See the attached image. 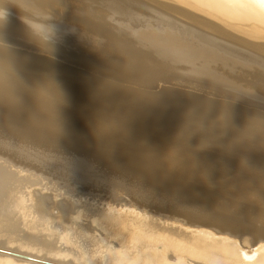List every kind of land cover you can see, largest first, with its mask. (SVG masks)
<instances>
[{"label": "bare ground", "instance_id": "6f19581e", "mask_svg": "<svg viewBox=\"0 0 264 264\" xmlns=\"http://www.w3.org/2000/svg\"><path fill=\"white\" fill-rule=\"evenodd\" d=\"M26 1L24 0L22 2V0H21L22 3L26 2ZM32 1L34 2V0H31V3L33 4ZM193 1L197 2L198 6L200 4L204 8L206 7L208 10H212V12L214 11L215 14L216 13L219 14L218 15L219 17L222 16V18H225V19L227 18V21L229 19L230 21L232 20L234 22H242V23L245 22V23H247L246 21H248L249 23H252V21L254 20L255 22L257 21L256 24L259 23V24H261L262 28L264 27V0H193ZM64 3H65V1H64ZM69 3L70 2L68 1V4ZM48 4H49L48 6L51 5L50 3H48ZM65 4H67V2ZM29 5H30V3H29ZM39 5H41V4L39 3ZM71 5H70V8H71ZM43 6H44V4H43ZM53 6L55 7V5H53ZM24 7H26V6H24ZM68 7H69V5H68ZM68 7H66V8H68ZM40 8H42V7H40ZM49 8L52 9L51 7H49ZM57 8L58 9L56 11H58L59 9L60 10L63 9L59 6ZM36 9H37V7H36ZM29 10H31V9H29ZM41 12H42V10H41ZM65 15H66V13H65ZM97 16H100V15H97ZM98 18H96V19H98ZM81 22H83V21H81ZM81 22H79V23H81ZM255 22H253V23H255ZM96 23H98V22H96ZM99 23H100V25L103 24L101 22H99ZM99 23L97 24L98 26H96V24L91 23L90 21L84 22L83 25L81 24L84 28L88 29L90 32L93 33L91 35H93L95 37V35H94V33H95L98 35V37H100L99 42L97 39L98 43L96 44V47H93V48H91L92 50H89V51H93V52H89L86 49V51H88L89 53H94L93 55L96 57L95 58L96 60L98 59L97 57H101L103 59V62H104L105 61L104 59H107V58L111 59L110 57L113 58L114 55L116 56L117 55L116 53L119 52V54L121 53L124 56L125 60H127V62H128L127 65H132V63H140V64L144 63L145 65L142 64V66H146V67L148 66L146 63L148 62V64H149V61H147L149 58L146 60L143 59V57H141L140 54H139L140 56L136 54L137 53L136 51H135L136 53L134 52L135 54L133 52L131 53V51H134L131 48L133 46L131 45V43H129L127 38L126 39L124 37H123L124 39L120 38V37L117 38L114 34H112V32H110L109 28H107L106 26H105L106 28L103 26L99 27L100 26ZM5 26H4L5 28H8V30L6 29L8 31V33H11L10 35H12V36L14 35L13 38H15L16 36H17V38H20V37L27 38L28 37L27 42L29 41V38L31 40V35H30V33H29V31L25 25H23V24H11V25L5 24ZM167 26H168V28H170L169 25H166V27ZM205 26H207V25H205ZM258 27L259 26H257V28ZM207 28H208V26H207ZM252 28L254 30H258L256 27H252ZM172 30H173L172 28L166 29V28L159 27V28H156L155 30L148 33L151 38L156 40L158 42V44H160L162 46L161 51L164 53H166V51H170L173 48V41H174L176 32L174 30L173 31ZM0 31H1L0 36L5 35L4 34L5 31H3V29ZM10 35L7 34V36H10ZM84 36H86V35H84ZM88 36H90V35H88ZM57 38H58V36H57ZM60 38L58 39L59 42L65 41V40H63V39H65L63 36H62L63 41L62 40L60 41ZM67 38H69V37L67 36ZM77 38H78V36H77ZM83 38H85V37H83ZM6 39L8 40L7 37H6ZM70 39H69V41H70ZM243 39L244 38H242V40ZM257 39H259V38L257 37ZM3 40H5V39H3ZM54 40L56 41V38H54ZM246 40H249V39H246V37H245V41ZM33 41H34V39H33ZM55 41H53V42H55ZM69 41H67V44L68 43L71 44V41H73V40H71L70 42ZM75 41L76 40L73 41V44ZM77 41H79V40H77ZM259 41L260 40L255 41V42L260 43ZM84 42L82 41L81 43H84ZM14 43H13V45H14ZM24 43H26V42H24ZM56 43L57 42L52 43V44L54 45ZM251 43L253 44L254 42L252 41ZM18 44H16V45H18ZM30 44H31V41H30ZM59 44H61V43H57V45H59ZM70 44H68V45L70 47H72ZM57 45H55V46H57ZM63 45H65V44H63ZM77 45H78V43L76 45H74L73 50H74V48H77L76 47ZM81 45H78L79 46L78 50L79 51L81 50V52H82L83 47H81V49H80ZM37 46L38 45H36V47ZM69 46H67V47H69ZM82 46H84V45H82ZM58 47L60 48V45ZM61 47H62V44H61ZM49 48L51 49V47H49ZM49 48H48V50H49ZM57 48H55L56 52H57ZM53 49L54 48H52L51 50L53 51ZM15 50H10V51L14 57V61H15V65H16V68L18 71V75H19L20 79L24 82L26 87L35 88L37 85L42 84L44 78L41 76V74L43 72L48 73L47 71L53 65H57L61 68L60 70L58 69L59 72L62 70L61 78L59 77L60 74L58 73L59 75H56L58 77L57 78L55 77V78L56 79L59 78V80H56L55 82L60 86L61 90L65 94L66 105L64 103L63 106H61V108H60V106L57 107V108L61 109L60 111H59V109H57L58 113H56V114H58V115H56V114L52 115L53 112H52V114L50 113L53 117L61 115V118L57 119V117H56L55 120L60 121V119H63L62 121L65 124V122L67 123L69 120L77 121L76 116L78 114H79V117L85 118L83 116V114H85L86 116L93 117V119H95L97 121L99 127L101 128V131L97 135L106 136V138L110 136V140H111V135L113 133L117 134V132L123 133V134H121L123 136L124 135L126 137L129 136V138L132 136L133 139H134V136L136 135L135 139L138 138L139 142H140L139 143L140 145H138L139 149H137V151H136V149L135 150L132 149L133 146H132V148H130L131 145L129 144V142H130L129 141L128 142V144L130 145L129 148L131 150H133L134 153L136 151V153L134 154V153H132L133 152L132 151L131 155H134L133 158L131 156V159H128L127 161L124 160L125 161L124 163H123V159H122V164L120 163L119 166H122L121 169L123 170V165H124V168L126 169V170L124 169L125 172L122 171L124 173H126V171L129 170V171H131V173L137 174L138 176L134 175V174L133 175L137 176V178H139V180H141L138 182H142V183L146 184L149 188H151L152 192L153 191L156 192V190L159 189L157 191H158V195L161 196L160 197L161 199L155 198V202L156 201L158 202L160 200H164V201H166V203L161 202V201L160 202L162 204L165 203L167 205L160 206L157 203L158 207L162 208L160 210H165L164 209L165 207H163V206H166L169 208H166L167 209L166 213L168 214L166 216V215H164V213H165L164 211L157 212L153 209L154 207L151 208V206L145 205L144 203H143L144 205L141 204L142 205L141 207L144 206L145 208L139 207L140 204L137 207L136 205L132 204L135 201H132V202L130 201L131 205L128 204L129 202H127V204L124 203L125 205L124 204L121 205L120 203H119L120 205L116 204L118 206L112 205L113 203L112 204L111 203H105L103 206H101L99 203L98 204L95 203V205H94L93 202H91L90 204L89 203H83L82 196H72V195L64 193V192L63 193L58 192L55 190L56 188L52 189L53 187L49 186L48 184H45L44 186H40L38 189H36V187H34L32 189V187H30V186L22 188L21 184H19V183H15L16 185L9 183L11 181H17L18 179H23V178H19V177L15 176L14 175V174H16L15 170H13V167L11 165H9L8 168L4 167V168L0 169V248H1V250H0V264H45V263H48V264H264V178L251 176V175H248V174L240 171L239 170V157L235 154L231 155V156L226 154L229 151V145L227 143V140L230 139V135L228 137H226L225 139L222 137H219L216 135L214 127H213L214 121L216 119V116H217L219 110L222 107H224V109L226 111L229 110L231 107V106H229L230 103L229 104H224V103L223 104L222 103L217 104V102H214V101H207V99H205V97H204V99H201L199 96L197 97V95L196 96H192V95L190 96V94H187L185 92H183V93H185V96L181 95V93H180L181 96H179V94H177L173 89H171L173 91H169L170 89L169 90L167 89L166 91L157 90V91H161V92L153 93V92H148L149 91L148 89H150V88H148L149 86L146 87V88H148L147 89L148 91H146L145 89L139 90L138 88L133 87V86H135L134 85L135 83H132L133 86L130 85L131 84L130 82H128L129 83L128 85L127 84L123 85L121 83L114 84V83L109 82V80H106V79H97V78L91 77V76L85 74L83 72V69H81V68L78 69V68L70 66L69 65L70 63L68 65L55 64L51 60H47L43 57H39L38 55L37 56L28 55L25 52H22V51L20 52L18 50H16V51ZM59 50L61 51V49H59ZM64 50H68V49H63L62 51H64ZM68 51L70 52V49ZM79 51L78 52L76 51V52L80 53ZM137 51H138V49H137ZM153 51L151 53H154ZM114 52H115V54H114ZM155 52H156V50H155ZM77 53L75 54L73 52V54H75V55H77ZM157 53H158V51H157ZM160 53H158V55ZM63 54H64V52H63ZM65 54H67V52ZM71 54H72V52H71ZM73 54H72V56H73ZM196 54L207 57L209 54V49H208L207 45H205L203 43H202V45L190 44L189 48H187L185 50L184 56L185 57L186 56H189V57L192 56L193 57ZM2 55H4V54L0 53V56H2ZM69 55H67V56H69ZM91 55L92 54L88 55V53H87V56L91 57ZM58 56H59V54H58ZM67 56L64 55V57H67ZM146 56H148V55H146ZM165 56H167V55H165ZM173 56H171L170 58L172 59ZM61 57H63V55H61ZM140 57L142 58V60L147 61V62L141 61ZM149 57L151 58V54ZM155 57H157V55ZM174 57H173V59H174ZM185 57L184 58L182 57V58L185 59ZM115 58H117V57H115ZM160 58H162V57H160ZM91 59H92V57H91ZM91 59H89V60H91ZM95 59H93L91 61H95ZM109 59H108V61H109ZM166 59L168 60L169 57ZM180 59L181 58L179 57V59H176V60H180ZM89 60H87V59H85V61L82 60L83 62H86V63L82 62V64L83 65L85 64V66H87L89 68L95 67V66H93L94 64H92L93 62L91 63ZM100 60L101 59H98L97 63ZM125 60L123 62H125ZM156 60H157V58H156ZM114 61L111 59L110 62H112L114 65ZM120 61L118 63H121ZM65 62H67V61H65ZM103 62H102V64H103ZM158 62H163V61L160 60ZM169 62L171 63V60H169ZM94 63H96V61ZM112 63H109V65H112ZM118 63L116 62L115 64H118ZM154 64H156V63H154ZM154 64L151 63L150 64L151 67ZM165 64H168V63H166V60H165ZM165 64H163V65H165ZM74 65L76 66V64H74ZM78 65L79 64H77V66ZM133 65H135V67H136V64H133ZM98 66L100 67L101 65H96V67H98ZM112 66H110V67H112ZM137 66H139L138 68H141L143 70L142 66L141 67H140V65H137ZM149 66H148V68H149ZM154 66H156L155 68H157L158 65H154ZM160 66H162V65H160ZM167 66L165 65L164 67L167 70L170 69V64H169V68H167ZM173 66L174 65L172 64V67ZM103 67H102V69H100V68L99 69L100 70L105 69ZM146 67H144V69ZM53 68L54 67H52V69ZM114 68H116V66L115 67L113 66V69L109 68V66H108L105 70L107 71V73L108 72H114V71H116V69H114ZM134 68L133 69H131V67L128 68V70L130 69L129 73L131 71V74H130L131 77L128 76L127 81H129L128 78H130V79L131 78H134V79L139 78L140 79V76H142V75H143L142 77H144V75H146L145 80L147 82L149 80L151 81L153 79V78L152 79L150 78L152 76L149 77L150 79L147 77L149 76V74L151 75V73L154 71L147 72L146 71L147 68L145 69V72H144V70L143 71L140 70L141 72H144V73L147 72V74L149 73L147 76V74H144V73L141 75V72L139 73V71H138L139 69L137 70L138 71L137 72L136 71L137 68H135V70H134ZM165 68H164V70L166 71ZM118 69H120V68H118ZM152 69L154 70L153 67H152ZM54 70H56V73H57V68ZM149 70L151 71V69H149ZM162 70H163V68H162ZM159 71H161V67H160ZM132 72L133 73L134 72L139 73L140 76L139 77H132V75H133ZM199 72H198V74H199ZM259 72L260 71H258V73ZM126 73H128V72H126ZM156 73H157V71H155V75L157 76V74H159V73H157V74ZM173 73H174V71H173ZM206 73L204 72L203 74L205 75ZM243 73H245V72H243ZM125 74L123 75V77H125L127 75V74L126 75ZM139 74H137V75H139ZM152 74H154V73H152ZM166 74H167V72L165 73V75ZM160 75L162 76L161 72H160ZM160 75H158V77ZM165 75H163L162 77H164ZM133 76H135V75H133ZM171 76H172V74H171ZM262 76L263 75H260L259 77H262ZM41 77L43 78L42 80H41ZM45 77L50 78L51 76L50 75L48 76L45 74ZM166 77H164V78H166ZM195 77H196V75H195ZM243 77H244V75H243ZM250 77H252V75ZM49 78H47V80ZM242 78H240V79H242ZM143 79H140V80L142 81ZM147 79H149V80H147ZM155 79L156 78L154 77V80ZM160 79H158V80H160ZM163 79H161V80H163ZM249 79H251V78H249ZM253 79H255V77L254 78L252 77V80ZM256 79H258V80L257 81L255 80V81L259 82L260 78H256ZM261 79L264 81L263 78H261ZM261 79H260V81H261ZM145 80H144V82H145ZM252 80H251V82H252ZM123 81H125V79H123ZM133 81L134 80L132 79V82ZM150 81L148 82L149 85H150ZM155 81H153V83H155ZM255 81H254V83H255ZM246 83H248V82H246ZM142 84L144 86V83H142ZM259 84H257V85L259 86ZM136 85H137V83H136ZM172 85H174V84H172ZM260 85L264 86V84L262 85V82ZM251 86H252V84H251ZM256 86H254V87L256 88ZM154 88H156V87L154 86ZM164 88H165V86H164ZM259 88L261 89V87H259ZM251 89H253V88H251ZM262 89H264V88H262ZM29 90H31V89H29ZM163 90H165V89H163ZM220 90H221V88H220ZM26 92L27 91H25V93L23 92V94H25V95H27L28 93H29V95L31 94L30 93L31 91H28L27 94H26ZM196 93H198V92H196ZM220 94H222V93H220ZM25 95H23V96H25ZM40 95L42 96V97L40 96L42 99L38 105H36V106L32 105L30 103L31 101H29V105H27V106H30V104H31V106H34L35 109H33V107H31L32 108L31 110H36V111L38 110V112L35 111L37 114L40 112L39 109L43 110L42 109L43 105H41L43 102L47 103L49 101H46V100L49 99L50 100L49 103L51 104V101H52L51 98L53 100H54V98L56 99V96L54 98L52 97L53 93H51L49 90L41 89ZM20 97H21V93H20ZM216 97H218V96L216 95ZM26 98L28 99V97H25V99ZM33 98L34 97H32V99ZM24 101H26V103H24ZM24 101L21 100V107H18L16 111H11V112L13 114H17V116L19 114H24L22 110H24L25 105L28 104V100H24ZM32 101H34V100H32ZM46 103L44 105L47 106ZM54 103H57V102L55 101ZM46 106H44V107H46ZM52 106H54V108H56L53 103H52ZM52 106L50 105L51 109H53ZM239 107L237 106V108H238V109H236L237 111L234 109V107L232 108L233 125L237 128L243 127L244 123L246 122V119L250 115H252V113H250V112L252 110H254V109H252V110L249 109L251 111H248V112L244 111L243 112V110H246V108H247V107H244L245 109H242V112H241V110H239ZM242 107H240V108H242ZM27 108L25 107V110ZM4 109L7 110V113H8L9 110L7 108H3V110ZM3 110L0 112L1 114H2V112H3V114L6 112L5 110H4L5 112ZM44 110H50V109L44 108ZM57 110L53 109V111H56V112H57ZM27 111L28 110H26V112ZM11 112H10V114H12ZM28 112H30V108H29ZM44 112H45L44 115H46V111H43V112L41 111V114L43 115ZM7 113L4 115L7 116ZM32 113H33V111L29 115L31 116ZM26 114H28V113H26ZM26 114L24 115L25 117L22 115V118L23 117L25 118L24 122L26 121V116H28ZM37 114H34V115H36L35 116L36 118L35 117L33 119L31 118V120H34L35 123H36V121L37 122L39 121L37 119H40L39 118L40 114H39L38 118H37ZM48 114L49 113H47V116H48ZM44 115H43V117L45 118ZM51 115H50V118H46L47 121L50 119V121L48 123H50V122L52 123V121H54V118ZM2 117L4 118V116H2ZM11 117L16 118V116H14V115ZM31 117H33V115ZM51 117L53 119H51ZM20 118L21 117L19 115V120H22V118L21 119ZM28 118H30V117H28ZM1 119H0V121L6 120V119H2V120ZM11 119L17 121V119H13V118H11ZM41 119L43 120L42 117H41ZM9 120H10V118H9ZM27 120H30V119H27ZM79 120L81 121V123H83L84 121H85L84 123H86V122L88 123V121H86V118H85V120L83 119L84 120L83 122L81 119H78L79 123H77V122L76 123L79 124L80 126H81V123ZM12 122L13 121H11L10 123H12ZM19 122L23 123V121H19ZM29 122H25L24 124L28 123V125H29ZM56 122H53V123L55 124ZM8 123L9 122H5L4 124H8ZM17 123H16V125H19V127H20V123L19 124H17ZM31 123H32V121H31ZM59 123L61 124V122H59ZM59 123H57V129L56 130H58V124ZM69 123H70V121L67 123L68 125L66 124L68 126V127L66 126L67 128L63 124L65 127L64 134L68 132V131H66V129H70L69 127L72 126L71 123H70L71 125L69 126ZM76 123H74V126H72L73 128L70 129L72 134H73L72 131H74V129H75L74 127L77 126ZM87 123H86V126H85V124H82V126H81L83 135H84L83 127L87 128L88 126L90 127L92 125L91 123H90L91 125H88ZM39 124H41V123H39ZM44 124H45V121H44ZM54 124H53V126H54ZM34 125H33V127L37 126V125H35V126ZM46 125H47V123H46ZM63 125L61 124L62 128H63ZM11 126H13V125L11 124ZM42 126H44V125L42 124ZM48 126L53 127V126H51V124H48ZM48 126H46V128L44 129V127H41L39 125V127H41V129L43 128L44 130H46L48 128ZM78 126L76 128H78V131H79ZM93 126H94V124H93ZM93 126H91V130L95 127V126L94 127ZM1 127H3V126L1 125ZM10 127L7 128L9 132H11L12 129L14 128L13 127L11 129ZM15 127L17 129V126H15ZM22 127L24 129V125ZM22 127H21V129H22ZM60 127H59V129H60ZM89 127H88V129H89ZM28 128H31L30 125ZM28 128L25 130H28V133H29L30 131ZM37 128H38V126H37ZM4 129H5V126H4ZM21 129H17V130L14 129V130L15 131L20 130L19 132H21ZM43 129L41 131L42 135L47 134L48 130L45 131L47 133H43L44 132ZM48 129L50 131V128H48ZM53 129H55V128H53ZM97 129H98V127H97ZM2 130H3V128L1 129V131ZM25 130H24V133L26 134L27 131H25ZM30 130H32V129H30ZM56 130L54 132H56ZM87 130L85 129V131L87 133L89 131V133L91 134L90 130H88V131ZM35 131H38V129L37 130L35 129ZM35 131L33 133H35ZM61 131H64V129ZM76 131H77V129L74 132L76 133ZM9 132H7V133H9ZM39 132H40V129H39ZM39 132L38 133L36 132V133L40 134L41 132L40 133ZM54 132H52L51 134H53ZM58 132H59V130L56 133H58ZM80 132H81V128H80L79 133ZM13 133H14V131H13ZM94 133H95V131H94ZM96 133H97V130H96ZM120 133H118V134L120 135ZM15 134L16 133H14L13 135H15ZM19 134L21 136V134H23V130H22V133H19ZM31 134H32V131H31ZM60 134H62V132ZM68 134H70V132L67 133L66 135H68ZM92 134H93V132H92ZM95 134H93V136H90L89 134H87V136H90L91 140H92V137L94 138L96 136ZM127 134H131V136L127 135ZM27 135H28L27 138H29V134H27ZM32 135L34 136V134H32ZM22 136H26V135L23 134ZM33 136L30 135V137H33ZM60 136L63 137L62 135H60ZM60 136H58V138H60ZM75 136H77V135L75 134ZM84 136H83V139H85ZM87 136H85V137L90 139V137H87ZM100 136H98V137H100ZM123 136H117L119 139L118 141H121L120 138ZM40 137H41V134H40ZM72 137L73 136L69 137L71 139V141H69L70 139L68 140L67 136H66L67 139L64 136V138L67 141L73 143L74 141H72V140L73 139L75 140V137L73 139H72ZM78 137L80 139L82 138L81 135ZM115 137L116 136H114V138ZM34 138H36V137L34 136ZM45 138H44V140H45ZM48 138H50V137H47L46 139L48 140ZM53 138L55 140L56 137L53 136ZM114 138L112 137L113 140H114ZM129 138H127V139L129 140ZM38 139L41 140L40 138H37V140ZM60 139L63 140L62 138H60ZM101 139L99 138L100 141H102ZM135 139H134V141H135L134 143H136V145H137L138 141ZM14 140H16V139H14ZM25 140H27V139H25ZM31 140H32V138H31ZM44 140H43L42 144L43 143L45 144L47 142ZM61 140H58V141H61ZM66 140L61 141V143L64 142L63 144L65 146L69 145V144H67L69 142H67L65 144ZM16 141H18V140H16ZM84 141H86V139L82 140L83 144L85 143ZM94 141H96V140L94 139ZM103 141H104V139H103ZM114 141H117V140L115 139ZM125 141L127 143L126 139H125ZM125 141L123 138L122 142L125 143ZM131 141L133 142L132 139H131ZM35 142H36V139H35ZM57 142L55 143L56 145H58L60 143V142H58V144H57ZM77 142H79V140H77ZM82 142H79L80 145ZM88 142H89L88 146H90V143L94 144L90 140H88ZM38 143L41 144L40 142H38ZM76 143H74V144H76ZM96 143H98V142H96ZM103 143H102V146H100L101 145L100 143H99V145L97 144L100 147V153H102V155H104L103 154L104 151L102 152V150L109 147V146L104 147L103 145H108V144L105 141ZM55 144H52V145L54 146ZM63 144H62V147H65V146H63ZM87 144L88 143H86L85 145H87ZM111 144L109 143V145H111ZM46 145H47V143H46ZM80 145L78 146V148L80 147L79 150H81V148L83 150V148H84L83 146H85V145H82V146H80ZM120 145H121V143H120ZM204 145H207V147H205ZM5 146H7V145H5ZM50 146H51V143H50ZM60 146H61V144L58 145L57 147L60 148ZM111 146H114V145H111ZM111 146L109 148L111 151L109 149H106L107 152L113 151L111 149L113 147H111ZM85 147H87V146H85ZM99 147H98V149H99ZM117 147H114V148H117ZM134 147L138 148L137 146H135V144H134ZM1 148H2V146H1ZM44 148H46V147H44ZM91 148H93V147H91ZM127 148H128V146H127ZM127 148H125L126 149L125 151L130 150L129 148L128 149ZM74 149H75V147H74ZM84 149H86V148H84ZM3 150L1 149L0 151H3ZM46 150H49V149H46ZM76 150H78V149H76ZM82 150H81V152H82ZM91 150L93 151V149H91ZM118 150H119V147H118ZM118 150H115V151L120 152V150L119 151ZM123 150H124V148L122 149V151ZM5 151H6V147H5ZM5 151H3L2 153L5 154ZM58 151H60V150H58ZM68 151H71V150H68ZM72 151H73V149H72ZM88 152H89L88 155L93 153V152L90 153L91 151H88ZM95 152L93 153L94 155H99L98 153L96 154ZM110 152H109V154H110ZM124 152L123 153L120 152V153H122V155L127 154L126 156H129L128 154H130V153L128 151H127V153H124ZM113 153L116 155V153L114 151H113ZM117 154H119V153H117ZM6 155H7V153H6ZM48 155H50V154H48ZM115 155H113V156L115 157ZM119 156H120V154L118 155V158H119ZM123 156H122V158H123ZM126 156L124 157V159L126 158ZM106 157H108V155H106ZM109 157L111 158V156H109ZM219 157H222V158L219 159ZM118 158H116V159H118ZM98 159L96 161H98ZM105 159H107V158H105ZM111 159H113V157ZM111 159H110V161H111ZM251 159H252V162L254 164H264V157L252 155ZM114 160H112V161H114ZM118 161H119V159H118ZM108 162H107V164H108ZM117 162H116V164L119 163V162L118 163ZM26 164H28V163H26ZM26 164H23V166L24 165L26 166ZM96 164L98 165L100 163H96ZM109 164H111V163H109ZM27 167H28V165H27ZM116 167L117 166L115 165L114 169H116ZM21 168H23L22 165H21ZM118 168L120 170V167H117V169ZM114 169H111V170L113 171ZM28 170L31 171V168H29ZM62 170H63V168H62ZM35 171H37V170H35ZM38 173H39V171H38ZM18 174H20V173H18ZM35 174H33V175H35ZM116 174H118V173H116ZM128 174H129V172H128ZM39 176L40 175H38V177ZM130 177H132V176H130ZM142 183H141V185H143L142 187H144V184H142ZM134 184H135V182H134ZM141 190H142V188H141ZM141 190H140V193H141ZM59 191H60V189H59ZM150 192L148 194H150ZM151 194H153V193H151ZM165 195H167V198H169V199H165L166 198ZM156 196H157V194H156ZM145 198H147V197H145ZM149 198H151V196ZM146 200H145V202H146ZM142 201H141V203H142ZM150 203H151V201H150ZM152 204H154V203H152ZM147 206L150 207L151 211H149V209L146 208ZM155 209H157V208H155ZM169 209H171L172 211L171 210H170L171 212L168 211ZM237 224L238 225H245V226H248L251 228L248 231L244 230L246 233L244 241H240L238 239L239 236L236 237L234 234H231L232 231L233 232L242 231V229L234 226Z\"/></svg>", "mask_w": 264, "mask_h": 264}, {"label": "rangeland", "instance_id": "374dc122", "mask_svg": "<svg viewBox=\"0 0 264 264\" xmlns=\"http://www.w3.org/2000/svg\"><path fill=\"white\" fill-rule=\"evenodd\" d=\"M23 1L24 0H22V2ZM27 1L22 3L21 0H18V3L20 5L26 6V7L23 6L24 7V11L21 10L19 7H17L15 4L9 3V5H8L9 17H8V20H7L6 24H8V25H11V24H23V25H25L20 19L21 16L25 15V16H27L30 19L38 20L39 17L36 14H40V13H42L45 10L44 12L49 13L53 17V20L51 22L55 25V38H56V41L55 40L54 41L57 42V43H61L62 44V47H61V44H59L60 48L58 47L59 45H57V43L54 44V45L52 44V48L55 49V48L58 47L59 49H61V51L57 48V52L59 51L60 53L61 52L62 53L61 54L59 52L57 53L56 49L55 50L53 49V51H52L49 48V50H48L49 51L48 52L49 55L44 54L39 46L36 47V45H38V44L33 41L32 36H31V40L29 38L28 42H27L28 37L27 38L20 37L21 38L20 39V38H17V36H16L15 38H13L14 35L13 36L10 35L11 33H8V31H7L8 28H5L6 27L5 26L4 27L5 29L4 28H2V29H3V31H5L7 29L5 31V33L3 32L6 36L5 35H1L0 36V40L5 42L7 40L6 39V37H7L8 40L6 42L8 44L6 42L5 43L10 46V50H15L16 49V50H18L20 52L21 51L25 52L28 55H35V56L38 55L39 57H43V58H45L47 60H51L55 64L68 65L70 63L69 64L70 66L78 68V69L79 68L83 69V72L85 74L91 76V77H94V78H97V79H106V80H109V82L114 83V84L121 83L123 85H126V84L128 85L129 84L128 82H130L131 83L130 85H132V83H135L134 84L135 86L132 85L133 87L138 88L139 90L140 89L141 90L145 89L146 91L149 90L148 92H153V93H159L161 91H166L167 89L168 90L170 89L169 91H173L174 90L177 94H179V96H181V95L185 96V93H187V94H190V96L191 95L192 96H196L197 95V97L199 96L201 99H204V97H205V99H207V101H214V102H217V104L218 103H220V104L221 103L222 104L223 103L224 104H229L230 103L229 106H232V108L234 107L235 110L238 109L237 106L238 107L239 106L240 107L243 106L242 108L239 107V110H241V112H242V109H245L244 107H247V108H246V110H243V112L244 111L248 112V111H251L252 109H254L257 106H260V110L264 111V89H262V88H264V86L260 85L261 82H262V85L264 84V81L261 79V78L264 79V77H263L264 76V27L262 28L261 24H259V23L256 24L257 21L255 22L254 20L253 21L251 20L252 23H249L248 21H246L247 23H245V22H243V23L242 22H234L232 20H231L232 21L231 22L229 19L227 21V18L226 19L222 18V16L219 17L218 16L219 14H217V13L215 14L214 11L212 12V10H208L206 7H205L206 8L205 9L200 4L198 6V3L193 1V0H67V1L66 0H55V1L54 0H42V1L41 0H34V2L32 1L33 4L31 3V0L30 1L27 0ZM64 1H65V3L67 2V4H65ZM68 1L72 5L70 3L68 4ZM29 3H30L31 6L29 5ZM39 3L41 5H39ZM48 3H50L51 5L48 6L49 5ZM43 4H44V6H43ZM53 5H55V7ZM57 5L59 7H61V8H63V9L62 10L59 9L58 11H56L58 9ZM68 5H69V7H68ZM70 5H71V8H70ZM36 7H37V9H36ZM40 7H42V8H40ZM49 7H51L52 9H50ZM66 7H68V8H66ZM29 9H31V10H29ZM41 10H42V12H41ZM65 13H66V15H65ZM97 15H100V16H97ZM96 18H98V19H96ZM81 21H83V22H81ZM87 21L88 22L90 21L91 23L96 24V26H98L97 24L99 22H101L103 24L100 25V23H99V25H100L99 27H101V26L105 27L106 26L107 28H109L110 32H112V34H114L117 38H119V37L120 38L124 37L125 39L127 38L129 43H131V45L133 46L131 48L134 51H131V53L132 52L134 53L136 51L137 53L136 52L135 53L137 55L140 54L141 57H143V59L146 60V59L149 58L147 60V61H149V64H148L147 61L142 60L141 57H140L141 59L140 58L139 59L141 61H143V62H147L146 64L148 66L151 63L152 64L156 63L154 65H158L157 68H155L156 66H154V65L152 66L154 68V70L152 69L151 65L149 66V68H148V66L147 67L146 66H142V64L145 65L144 63H141V64L140 63H132V65L136 64V67H135V65H133V66L132 65H127V63H128L127 60H125L124 56L121 53L119 54V52L116 53L117 54L116 56L114 55L115 54V52H114V54H113L114 57L113 58L110 57L113 61L115 60L114 61V65H113L112 62H110L111 59H109V58L104 59L105 61L103 62V59L101 57H97L98 59L102 60V61L100 60L101 62L98 61V63H97L98 59L96 60L95 59L96 57L93 55L94 53H89V52H93V51H89V50H92L91 48L96 47V44L100 41V39H99L100 37H98V35L94 33V35L96 37L95 38L93 35H91V34H93L92 32H90L88 29H86V28H84L82 26L84 24V22H87ZM79 22H81V23H79ZM96 22H98V23H96ZM253 22H255V23H253ZM166 25H169L170 28H172L176 33H175V38H174V41H173V48L170 51H166V53H164V52L161 51L162 50V46L160 44H158V42L156 40L151 38L148 33L153 31V30H155L156 28H159V27L170 29V28H168V26L166 27ZM205 25H207L208 28ZM257 26H259L260 28L259 27L257 28ZM252 27H256L258 30H254ZM2 29H0V30H2ZM0 34H1V31H0ZM7 34L10 35V36H7ZM84 35H86V36H84ZM88 35H90V36H88ZM57 36H58V38H57ZM62 36L65 38V39H63V40H65L64 41L65 43L64 42H59V40H58L61 37L60 38V41H61L62 40ZM67 36L69 38H67ZM77 36H78V38H77ZM83 37H85V38H83ZM245 37H246V39H249V40L245 41ZM257 37L259 39H257ZM242 38H244V39L242 40ZM3 39H5V40H3ZM69 39H70V41L71 40H73V41L74 40H76V41L79 40V41H77V42L75 41L76 43L74 42V44H73V41H71V44L68 43V44H70L72 46V47H70L67 44V41H69ZM97 39H98V42H97ZM254 40L255 41L260 40L259 41L260 43H258V42L256 43ZM30 41H31V44H30ZM82 41L83 42L85 41L84 42L85 44L81 43ZM252 41L254 42L253 44L251 43ZM24 42H26V43H24ZM55 42H53V43H55ZM201 42L203 44L207 45V47L209 49V54H208L207 57H204V56H201V55H198V54H196L193 57L192 56L191 57H189V56L185 57L184 56L185 55V50L187 48H189L190 44L202 45ZM13 43H14V45H13ZM77 43H78V45H81V44L84 45V46H82V45L80 46V49H81V47H83L82 52H81V50L80 51L78 50V47H79L78 45L76 46L77 48H74L75 51L73 50L74 45H76ZM16 44H18V45H16ZM63 44H65V45H63ZM55 45H57V46H55ZM67 46H69V47H67ZM62 48L63 49H68V50L70 49V52L68 50L62 51L63 50ZM86 49L89 52L86 51ZM137 49H138V51H137ZM155 50H156V52H155ZM76 51L77 52L79 51L80 53H77ZM152 51L154 53H151ZM157 51H158V53L161 52L162 54L160 53L158 55ZM63 52H64V54H63ZM66 52H67V54H65ZM71 52H72V54H73V52L75 54L77 53V55L73 54V56H72ZM86 52L88 53V55H90V54L93 55V56L91 55L92 59H91L90 56H87ZM58 54H59V56H58ZM145 54L148 55V56H146ZM150 54H151V58L149 57ZM155 54L157 55V57H155L156 56ZM164 54L167 55V56H165ZM61 55H63V57H61ZM64 55H66V56L69 55V56L64 57ZM171 56H173L174 59H173V57L171 59L170 58ZM115 57H117V58H115ZM160 57H162L163 59L160 58ZM168 57H169V59L167 60L166 58H168ZM179 57L181 59L180 60H176V59H179ZM182 57L183 58L185 57V59H183ZM156 58H157V60H156ZM85 59H87V60L95 59L97 64L94 63L95 61L89 60L91 63L93 62L92 64H94L93 66H95L93 68L92 67L89 68V67L85 66V64L84 65L82 64V62H83L82 60L85 61ZM108 59H109V61H108ZM118 60L119 61L121 60L120 61L121 63H118L119 62ZM124 60H125V62H123ZM160 60L163 61V62H158ZM165 60H166V63H168V64H165ZM169 60H171V63L169 62ZM63 61L64 62L67 61V62L64 63ZM102 62H103V64H102ZM116 62L118 64H115ZM83 63H86V62H83ZM109 63H112V65L114 67L116 66V68H114V69H116V71L107 73V71L105 69L108 66H109V68L113 69V66L109 65ZM162 63L165 64L166 66L168 65L167 68H169V64H170V69L167 70L164 67L165 65H163ZM74 64H76V66ZM77 64H79V65L77 66ZM159 64L162 65L163 67L160 66ZM172 64L174 65L173 67H172ZM96 65H101V66L100 67L99 66L96 67ZM137 65H140V67L142 66L144 72H145V69L147 68L146 69L147 72L154 71V72H152L154 74L151 73V75H150L148 73L149 74V76H148L147 72L146 73L141 72L140 70H142V69L138 68L139 66H137ZM110 66H112V67H110ZM52 67H54V68L52 69ZM52 67L47 71L49 74L46 73V72H43L41 74V76L44 78L43 79L41 77V80L43 79V83L46 82L47 78H49V77L46 78L45 74L48 75V76L50 75L51 76L50 78L51 79L53 78V80L55 79V81L59 80V78L56 79L58 77L56 75L60 74L59 77L61 78L62 70L59 72V70L61 68L59 66H57V65H53ZM55 67L57 68V73H56V70H54V69H56ZM102 67L105 68V69L100 70V69H102ZM130 67H131V69H133L134 67L137 68L136 71L139 69L138 71H139V73L141 72V75L143 73L147 74V76H148L147 78L152 76V77H150L151 79L153 78L151 81L149 80L150 78L147 79V80L150 81V85L148 83L149 81L147 82L145 80L146 79V75H144V77H142L143 75L140 76L139 73H135L136 71L134 72L135 74L132 72V74L135 75V76L132 75V77H139L140 76V79H143V78L144 79L141 81L139 78H137V79L136 78L135 79L134 78H131V79L128 78L129 81H127V77L128 76L131 77V75H130L131 71L129 73L130 69L128 70V68H130ZM144 67H146V68L144 69ZM160 67H161V71H159ZM118 68H120V69H118ZM135 68H134V70H135ZM162 68H163V70H162ZM164 68L166 69V71L164 70ZM149 69H151V71ZM125 71L128 72V73H126ZM155 71H157V73H159V74L156 73L157 76L155 75ZM173 71H174V73H173ZM258 71H260V72L258 73ZM160 72H161L162 76L165 75V73L167 72V74L164 76V77H166V76L167 77L166 78L162 77L160 75ZM168 72L169 73L171 72V73L169 74ZM198 72H199V74H198ZM204 72L208 73V74L207 73L205 74L207 77L203 74ZM243 72H245V73H243ZM124 74L126 75L125 77H123ZM137 74H139V75H137ZM171 74H172V76H171ZM158 75H160V76L158 77ZM195 75H196V77H195ZM243 75H244V77H243ZM249 75L250 76L252 75L253 78L255 77V79H253L254 81L258 80L256 78H260L261 81L259 79V82L255 81V83H254V81L252 80V77H250ZM260 75H263V76L259 77ZM153 76L156 78L155 79L156 81L154 80ZM160 78L161 79L164 78L163 79L164 81L161 80ZM240 78H242V79H240ZM249 78H251V79H249ZM123 79H125V81H123ZM132 79L134 81L136 80L137 82L136 81L132 82ZM158 79H160V80H158ZM144 80H145V82H144ZM251 80H252V82L254 84L251 82ZM153 81H155L156 84L153 83ZM246 82H248L249 84L246 83ZM136 83H137V85H136ZM142 83H144V86H143ZM256 83L257 84L260 83L259 86ZM172 84H174V85H172ZM251 84H252L253 87L251 86ZM147 86H149L148 88H150V89L152 87L154 88V86L156 88H154V89L152 88L150 90V89L146 88ZM164 86H165V88H164ZM254 86H256V88ZM259 87H261V89ZM26 88L34 89V88H30V87H26ZM162 88L165 89V90H163ZM220 88H221V90H220ZM251 88H253V89H251ZM171 89H173V90H171ZM157 90H161V91H157ZM23 92L25 93V91L21 92V98H22L21 100L22 101L28 100V104H26L25 107L26 108L28 107L26 109L28 111H29V108H30V112H28V111L26 112L25 107H24L25 111L22 110L24 114H19V115L22 118V115L24 116L26 113H28V114H26L28 116H26V121L25 122H29L31 120V118L33 119L36 116L34 114H37L36 112H38V110L37 111L36 110H31L32 109L31 107H33V109H35L34 106H36V103L34 102L35 99L34 98L32 99L33 95L30 94L31 95L30 96L29 93L27 94V92H28L27 91L26 92V94L28 95L27 96V95L23 94ZM183 92H185V93H183ZM196 92H198V93H196ZM180 93H181V95H180ZM220 93H222V94H220ZM23 95H25V96H23ZM216 95L218 97H216ZM248 96H251V97H248ZM25 97H28V99L27 98L25 99ZM41 97H40V101L42 99ZM52 97L54 98L55 95L53 94ZM31 99L34 100V101H32ZM56 99H57V97H56ZM56 99L54 98V100L56 102H58V99L57 100ZM51 100H52L51 104L49 103L50 102L49 99L46 100V101H49V102H47V103L45 102L47 104V106L49 105L48 107L46 105H44L45 104L44 102L41 104V105H43L42 106L43 110L39 109L40 112L37 114V118H38L39 114L43 118V120H42L41 117L39 116L40 119H37V120L40 121V122L39 121L38 122L41 123V124H39L37 121H36V123H37L36 124L34 120H31L32 123H33L32 124L31 121L29 122V125H30L31 128H28L29 127L28 123L24 124L25 123L24 122V120H25L24 117L25 116L23 117L24 119L22 118V120H19V115L17 116V114H13L11 111H8V113H7V110L4 109L6 111L5 112L3 110V108L2 109L0 108V112L3 110L5 112L4 114L7 113V116L4 115L3 112H2V114L0 113L1 114L0 115L1 116L0 119L1 118L2 119H6L8 117L7 118L8 120L7 119L6 120H2L1 119L2 121H0V128L1 129L3 128V130H4V131L3 130L1 131V129H0V141H1L0 142V150L4 149L3 151H5V147H6L5 154L2 153L3 151H0L1 152L0 153V155H1L0 156V169L4 168V167L8 168L9 165H11L13 167V170H15V173H16L14 175L19 177V178H23V179H18L17 181H11L9 183H12L13 185H16L15 183H19V184H21L22 188L30 186V187H32V189L34 187H36V189H38L40 186H44L45 184H48L49 186L53 187L52 189L56 188L55 190L58 191V192H61V193L64 192V193L70 194L72 196H82L83 203H89L90 204L91 202H93L94 205H95V203L96 204L99 203L101 206H103L105 203H111V204L113 203L112 205H116V204L120 203L122 205L124 203L127 204V202H129L128 204L131 205V202L135 201L132 204L136 205L137 207H138L139 204H140L139 207H141L142 206L141 204L144 203L145 205L151 206V208L154 207L153 209L155 211H157V212L164 211L165 212V213L163 212L164 215H166V216L168 215L166 213L167 212L166 208H169V207L163 206V207H165L164 208L165 210H160L162 208L158 207V205H160V206L167 205V204H165L166 201L160 200L161 202H165L163 204L160 201H158V202L156 201L155 202V198L156 199L157 198L161 199L160 198L161 196L158 195V191H157L159 189L156 190L157 193L154 192V191L152 192L151 188H149L146 184H144L142 182H138V181H141V180H139V178H137V176H138L137 174L131 173V171H129V170H127L129 172V174H128L127 171H126V173H124L125 172L124 171V169H125L124 165H123V170L121 169L122 166H119L120 163L122 164V159H123V163H124L128 159H131V156L133 158L134 155H131V154L134 153V151L130 149V148H132V146H133L132 149H134V150L136 149V151H137V149H139L138 145H140L139 144L140 142H139L138 138L135 139L136 135L134 136V139L138 141V142L136 141L138 143L137 145H136V143H134L135 141L132 138L131 134H127V135L131 136L130 138L133 140V142L131 141L129 136L126 137L124 135L126 137L125 138L123 135H121L123 133H120V132H117V134L113 133L111 135V140H110V136L106 138V136L97 135V133H96V130H97V127H98L97 121L95 119H93V117L86 116L85 114H83V116L86 118V121H88V123L87 122L86 123L88 125L92 124L91 126H93V124H94V126L96 128L93 126L94 128L92 127L93 128L92 129L93 131H92L91 130V126L89 127L87 125L89 127V129H88V127L87 128L83 127L84 135L87 136V134H89L90 136H93V134L96 133L95 134L96 136L94 135L95 137L94 138L92 137V140H91L90 136H87V137H90V139H88L82 134V127L81 126H82V124H85V126H86V123H84L85 122L84 121L85 118L79 117V114L77 115L79 118L76 116L77 121H73V120H69V121L72 124V126H74V123H76V122L79 123L78 119H81L82 122L84 121L83 123H81V121L79 120L80 123H81V126L76 123L77 126L79 125L78 126L79 127V131H80V128H81V132H80L81 134L79 133L78 128H76L77 126L74 127L75 128L74 131L77 129L76 133L74 131H72L73 132V134H72L70 129L73 128V127L70 126L71 124L69 123V126H70L69 128L70 129H66V131H68L67 133L70 132L71 135L70 134L66 135L67 133L64 134L65 127L68 125L67 123L69 121L67 123L65 122V124H64L63 121H62L63 119H60V121L55 120L56 117H57V119L61 118V115L54 116V117L52 116V115H55L56 113H58V110H57V112L53 111V109L56 110V108H54V106H52V103L55 105V107H56L57 103H54L55 101L52 98H51ZM29 101H31L30 103L32 105H34V106H31V104H30V106H27V105H29ZM65 101H66V99H65ZM235 101H236V103H235ZM24 103H26V101H24ZM50 105L52 106L53 109L50 108ZM65 105H66V102H65ZM44 106H46V107H44ZM59 106L61 108V106H63V104L59 105ZM43 107L45 109H50L51 111L50 110H44ZM57 109H59V108H57ZM249 109H251V110H249ZM60 110L61 109H59V111ZM32 111H33V113H32L33 117H31L32 115L31 116L29 115ZM41 111L42 112L46 111V115H44L45 112L43 113L45 118L41 114ZM253 111L254 110H252L250 113L253 114ZM10 112L12 114H10ZM52 112H53V114H52ZM47 113H49L48 114L49 117L47 116ZM13 115L16 116V118L15 117H11ZM50 115L54 118V121H52V123L51 122L48 123L50 121V119L48 121L46 119V118H50ZM56 115H58V114H56ZM2 116H4V118ZM28 117H30V118H28ZM52 117H51V119H53ZM9 118L14 123L13 122L10 123L11 121L9 120ZM11 118L17 119V121L12 120ZM27 119H30V120H27ZM4 121L5 122H9L8 124L10 126L12 124L13 126L10 127L8 124H4L5 123ZM19 121H23V123H20ZM44 121H45V124H44ZM53 122H56L55 123L56 125ZM59 122H61L62 125L64 124L65 127L63 125V128H62V126H61V124ZM16 123L17 124L20 123V127H19V125H16ZM46 123H47V125H46ZM57 123H59L58 124L59 132L64 129V131H61L62 134H60L61 132L60 133L59 132L56 133L58 131V130H56L57 129ZM34 124L37 125L38 128ZM42 124L44 126H42ZM48 124H51V126H53V124H54L55 127L54 126L50 127V126H48ZM1 125L3 127H1ZM23 125H24V129L22 127ZM33 125L35 127H33ZM39 125L41 127H44V129L46 128V126H48V128H50L51 132L49 131L48 128L46 130H44L42 128L43 131H44L43 133H47V132L49 133L50 132L49 134L47 133V134H43L42 135V132H41L42 129H41V127H39ZM4 126H5V129H4ZM15 126H17V129H21V127H22L21 132H19L20 130L15 131V130H17ZM8 127H10L11 129L14 127L11 132L13 133V131H14V133H16L17 135L15 134L16 135L15 136V135H13L14 133L12 134L11 132H9L8 129H7ZM59 127H60L61 130L59 129ZM27 128L30 131L29 133H28V130H25ZM53 128H55V129H53ZM30 129H32V130H30ZM35 129L36 130L38 129V131H35ZM39 129H40L41 133L39 132ZM85 129L86 130L87 129L90 130L91 134H92V132H93V134L91 135L88 130H87L88 131V133H87L85 131ZM22 130H23V134L26 135V136H22L23 134H21L22 137L20 136L19 133H22ZM24 130L27 131L26 134L24 133ZM55 130H56V132H54ZM31 131H32V134H34V136L36 138H34V136L31 134ZM34 131H35V133H33ZM45 131H47V132H45ZM94 131H95V133H94ZM7 132H9V133H7ZM36 132L37 133L39 132L41 134V137H40V134H37ZM52 132H54L55 134L54 133L51 134ZM118 133H120V135ZM27 134H29V138L30 139L27 138V136H28ZM75 134L77 136H75ZM30 135L33 136V137H30ZM60 135H62L63 137H61ZM80 135L82 136L81 139L82 140L86 139L87 142L84 141L85 143L83 144L82 140L78 137ZM53 136L56 137L57 139L55 138V140H54ZM58 136H60V138H62V139L64 138V136H65V138L67 136L68 140L70 139L69 137L73 136L72 139L74 137H75V140L78 138L77 140H79V142H82V143L80 145V143L77 142V140L75 141L74 139L72 140V141H74L73 143L69 142V141H71V139L69 141L66 140L67 138L66 139L64 138L63 140H61L60 138H58ZM83 136H84L85 139H83ZM98 136H100V137H98ZM114 136H116V137L114 138ZM117 136H123L121 138L119 137L121 139V141H118L119 139H118ZM43 137L44 138L45 137L46 138L50 137V138H48V140L45 138V140H44ZM112 137L114 138V140L116 139L117 141H114L112 139ZM31 138H32V140H31ZM37 138H40L41 140L43 139L44 141H47L46 142L47 145H46V143L42 144L43 140L42 141L39 140V139L37 140ZM99 138L100 139L102 138L101 139L102 141L104 139V141L108 144V145H103L104 147L109 146V147H107V148H105L103 150L101 149L102 152L104 151V153H103L104 155H102V153H100V147L98 146L99 143L101 144L100 146H102V143L104 141L103 142L100 141ZM123 138H124V141H125V139L127 140V143H126V141H125V143L122 142ZM127 138H129V140ZM14 139H16L18 141L14 140ZM25 139H27V140H25ZM35 139H36V142H35ZM94 139L96 141H94ZM58 140H61V141L66 140L65 144L67 142H69V143H67L69 145H66L67 146L66 147L63 144L64 142L61 143V141H58ZM88 140H90L94 144L90 143V146H88L89 145ZM37 141L40 142L41 144H39ZM48 141L51 143V146H50V143ZM55 141L56 142L57 141L60 142L59 144L57 142L58 145L61 144L60 148L62 147V144L65 147H62L60 149L59 147H57L58 145L55 144L56 143ZM96 142H98V143H96ZM119 142L121 143V145H120ZM128 142L131 145V147L128 144ZM74 143H76V144H74ZM86 143H88V144L85 145ZM109 143L110 144L112 143L111 145H114V146L109 145ZM52 144H55V145L53 146ZM78 144L80 146L85 145L88 148L83 146L86 149L83 148V150H82V148H81V150L83 152L82 153L81 150H79L80 147L78 148V146H79ZM134 144L138 148H135ZM5 145H7V146H5ZM1 146H2V148H1ZM97 146L99 147V149H98ZM110 146L113 147L111 149L116 153V155L113 153V151L110 152L111 151L109 149ZM117 146L119 147V150L122 153L126 150L125 148H127V146H128V148L130 147L129 149L131 151L127 150L128 152L130 151L129 152L130 154H128L129 156H126L127 154H125V155L123 154L124 155L123 156L122 153L116 152L115 150H118ZM44 147H46V148H44ZM74 147H75V149H74ZM89 147L90 148L93 147V148H91V149H93V151ZM114 147H117V148H114ZM71 148L73 149V151H72ZM123 148H124V150L122 151ZM46 149H49V150H46ZM76 149H78L80 152L78 150H76ZM106 149H109L110 151L107 152ZM58 150H60V151H58ZM68 150H71V151H68ZM88 151H91L90 153H92V152L94 153L96 151L95 153L96 154L98 153L99 155H94L93 153L88 155V153H89ZM127 151H125L124 153H127ZM136 151H135V153H136ZM109 152H110V154H109ZM6 153H7V155H6ZM117 153H119L121 157L119 156V158H118L119 154H117ZM48 154H50V155H48ZM106 155H108V157H106ZM113 155H115V157ZM109 156H111V158L113 157V159H111ZM122 156H123V158H122ZM125 156H126L127 159L126 158L124 159ZM105 158H107L108 160L105 159ZM109 158L111 159V161H110ZM116 158H118L119 161ZM221 158L222 157H219V159H221ZM97 159H98V161H96ZM112 160H114V161H112ZM106 161L107 162L109 161L108 164H107ZM116 162L118 164H116ZM26 163H28V164H26ZM96 163H100V164L97 165ZM109 163H111V164H109ZM23 164H26V166L25 165L23 166ZM21 165H22L23 168H21ZM27 165H28V167H27ZM115 165L117 167H120V170H119V168L117 169V167H116V169H114ZM29 168H31V171L28 170ZM62 168H63V170H62ZM111 169H114V170L112 171ZM35 170H37V171H35ZM38 171H39V173H38ZM122 171H124V172H122ZM18 173H20V174H18ZM32 173L33 174L36 173V174L33 175ZM116 173H118V174H116ZM133 174L137 175V176H134ZM38 175H40V176L38 177ZM129 175L132 176V177H130ZM134 182H135V184H134ZM141 183L144 184V187H142L143 185H141ZM141 188H142V190H141ZM59 189H60V191H59ZM140 190H141V193H140ZM149 192H150V194H148ZM151 193H153V194H151ZM155 193L157 194L158 197L156 196ZM150 196H151V198H149ZM145 197H147L148 199L145 198ZM165 197H164L165 199H169V198H167V195H165ZM145 200H146V202H145ZM141 201H142V203H141ZM150 201H151V203H150ZM152 203H154V204H152ZM157 203H158V205H157ZM116 206H118V205H116ZM149 206H147L146 208H148L149 211H151ZM141 208H145V207L143 206ZM155 208H157V209H155ZM170 210L171 209H169L168 211H170ZM234 226L237 227V228L242 229V231H237V232H233L232 231L231 234H234L236 237L239 236L238 239L240 241H244V238L246 236L245 231H248L251 228L248 227V226H245V225H238V224L234 225ZM0 250H1V248H0ZM45 264H48V263H45Z\"/></svg>", "mask_w": 264, "mask_h": 264}, {"label": "clouds", "instance_id": "9594fccd", "mask_svg": "<svg viewBox=\"0 0 264 264\" xmlns=\"http://www.w3.org/2000/svg\"><path fill=\"white\" fill-rule=\"evenodd\" d=\"M9 3L15 4L24 11V7L18 3V0H0V29L7 23ZM36 15L39 17L38 20L30 19L25 15L20 19L42 52L49 55L48 48L52 49L55 38V25L51 22L53 17L46 12ZM0 53L4 54L0 56V108L16 111L18 107H21L20 93L26 90L31 91L36 105L40 103L41 89L49 90L58 98L56 110L59 105L66 102L65 94L51 78L34 89H27L18 75L10 46L2 40H0ZM213 127L219 137L225 139L230 135V139L227 140L229 151L226 154L229 156L235 154L239 157V170L251 176L264 178V164H254L251 159L252 155L264 157V111L260 110V106L254 108L253 114L246 119L243 127L239 128L233 125L232 106L227 111L222 107ZM100 131L101 128L98 125L97 134ZM204 146L207 147V145Z\"/></svg>", "mask_w": 264, "mask_h": 264}]
</instances>
